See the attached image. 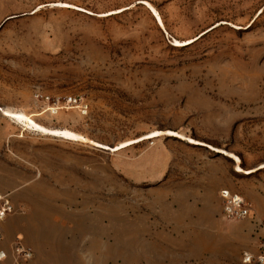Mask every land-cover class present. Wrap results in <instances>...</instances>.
<instances>
[{
	"label": "rangeland",
	"instance_id": "374dc122",
	"mask_svg": "<svg viewBox=\"0 0 264 264\" xmlns=\"http://www.w3.org/2000/svg\"><path fill=\"white\" fill-rule=\"evenodd\" d=\"M146 148L149 160L166 149L158 181L110 165ZM0 169L9 214L25 211L12 197L33 191L48 216L65 215L43 221L64 229L48 250L57 259L30 264H216L206 254L256 252L264 0H0ZM221 188L251 215L223 218Z\"/></svg>",
	"mask_w": 264,
	"mask_h": 264
},
{
	"label": "crops",
	"instance_id": "0c3cea01",
	"mask_svg": "<svg viewBox=\"0 0 264 264\" xmlns=\"http://www.w3.org/2000/svg\"><path fill=\"white\" fill-rule=\"evenodd\" d=\"M2 114L4 113L2 112ZM12 119L16 120L15 118ZM149 148L131 155L128 153H120L118 154V157L110 158V165L113 164L115 167H118L121 174L131 182L140 183L147 180L150 182L158 181L167 171L168 158L165 156L167 152L165 149L160 155L155 154L152 156L151 160H149L148 157H145ZM4 173L5 172L0 169V184L5 180ZM4 190L5 188H1L0 185V192ZM12 199L13 203L17 206L24 205L25 211L11 213L1 222L2 239L0 241V246L9 248L14 237L18 236L21 237L22 242L32 250L33 258L36 261L41 259H57L58 254L49 253L48 250L49 246H56L60 243L59 237L61 231L64 229L55 224L45 225L43 221L45 219H62L65 215L56 213L48 216L45 209L39 206L46 202V197H43L41 192L36 193L30 191L23 200H18L13 197ZM66 230H71L73 232L76 231L73 227H68ZM250 230L254 234H258L262 231L261 228L257 232L252 229ZM251 232H248L247 234L249 235L250 243L254 245V248L251 250L255 251L261 238L260 236H253ZM204 260L206 262L215 261L216 264H243L241 262V255L229 257L224 253L206 254Z\"/></svg>",
	"mask_w": 264,
	"mask_h": 264
},
{
	"label": "built area",
	"instance_id": "2783aa9c",
	"mask_svg": "<svg viewBox=\"0 0 264 264\" xmlns=\"http://www.w3.org/2000/svg\"><path fill=\"white\" fill-rule=\"evenodd\" d=\"M46 101L49 96L40 95ZM80 112H87V104L73 98ZM221 201V214L225 219H242L251 215L252 208L247 199L229 188H221L218 194ZM12 211V205L6 196L0 195V222ZM1 233V229H0ZM11 250L0 246V264H30L33 259L32 250L16 238ZM241 261L244 264H264V239L260 240L256 252L243 250Z\"/></svg>",
	"mask_w": 264,
	"mask_h": 264
}]
</instances>
